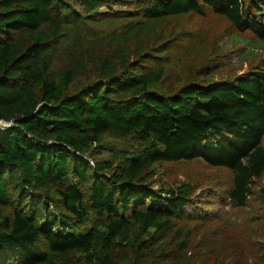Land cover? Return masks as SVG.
<instances>
[{
  "label": "trees",
  "instance_id": "1",
  "mask_svg": "<svg viewBox=\"0 0 264 264\" xmlns=\"http://www.w3.org/2000/svg\"><path fill=\"white\" fill-rule=\"evenodd\" d=\"M72 1L83 14L65 0H0V264H71L75 254L76 264H121L119 239L134 226L147 264H169L158 234L178 235L181 255L189 233L176 222L202 215L191 183L155 185L161 163L226 168L230 208L253 198L264 215V60L216 81L202 66L155 89L192 16L204 29L186 58L217 24L262 48L264 0ZM110 3L132 9L102 19ZM83 25L116 30L90 36ZM106 133L132 150L104 156Z\"/></svg>",
  "mask_w": 264,
  "mask_h": 264
},
{
  "label": "rangeland",
  "instance_id": "2",
  "mask_svg": "<svg viewBox=\"0 0 264 264\" xmlns=\"http://www.w3.org/2000/svg\"><path fill=\"white\" fill-rule=\"evenodd\" d=\"M74 4L72 0H65ZM75 5V4H74ZM76 6V5H75ZM77 7V6H76ZM78 8V7H77ZM77 8H74L77 10ZM132 9L131 6H120L110 3L101 6L102 19H112L119 10ZM83 14V11L78 8ZM208 12V16H209ZM120 27H118L119 29ZM204 29L201 18L192 16L185 23L178 34V45L171 49L170 54L162 59L167 61L164 79L155 89L167 93L180 86L195 73L200 67L209 68L214 72L205 77L206 81L232 79L237 75L252 69L264 60V45L258 50L252 46L257 44V39L252 33H237L225 29L222 24H217L211 30L209 42L200 49V53L192 57L183 56V48L187 41H193ZM85 35L95 36L104 34L110 36L116 28H98L92 25H83ZM241 38H248L247 44ZM103 143L107 150L104 156L116 157L123 151L132 150V142L111 133L103 135ZM264 146V138L262 140ZM155 185L173 187L182 182L193 185L199 205L197 215L189 219L179 220L176 227L181 235L185 236L187 250L182 251L177 247L178 235L170 236L171 230L159 233L161 238L167 239L166 246L161 250L170 258L169 264H264V215L259 209L257 199L251 198L246 207L233 209L227 202V192L232 182V175L224 167H211L201 160L188 162H167L154 166ZM155 231L149 230L142 234L146 239ZM127 239L120 237L122 247H117L118 261L121 264H147L151 259L136 250V240L140 238L137 226L124 232ZM79 256L75 254L70 260L76 264ZM57 264H60L57 262Z\"/></svg>",
  "mask_w": 264,
  "mask_h": 264
}]
</instances>
